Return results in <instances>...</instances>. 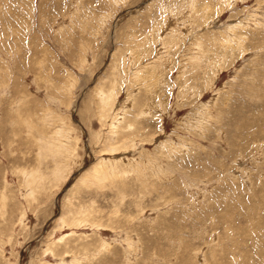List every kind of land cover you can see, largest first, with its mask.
<instances>
[{
  "label": "rangeland",
  "instance_id": "rangeland-1",
  "mask_svg": "<svg viewBox=\"0 0 264 264\" xmlns=\"http://www.w3.org/2000/svg\"><path fill=\"white\" fill-rule=\"evenodd\" d=\"M0 264H264V0H0Z\"/></svg>",
  "mask_w": 264,
  "mask_h": 264
}]
</instances>
